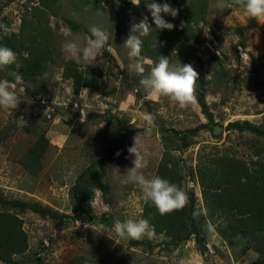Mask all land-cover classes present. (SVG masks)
I'll return each instance as SVG.
<instances>
[{
	"label": "rangeland",
	"instance_id": "obj_1",
	"mask_svg": "<svg viewBox=\"0 0 264 264\" xmlns=\"http://www.w3.org/2000/svg\"><path fill=\"white\" fill-rule=\"evenodd\" d=\"M8 1L0 0V41L13 34L26 37L27 18L51 45L47 70L33 81L17 54V64L0 69V80L13 82L19 73L25 90L15 112L0 109V214L18 216L28 240L27 251L10 264H67L79 257L90 264H254L258 255L251 242L228 235L227 221L205 209L197 169L221 159L248 165L264 160V20L245 17L235 0H207L201 43L170 31L162 41L169 45L170 63L191 64L199 74L198 103L180 108L166 97L149 98L141 75L130 67L135 60L124 43L132 26L148 18L154 30L141 37L143 42L157 31L141 3L56 0L51 9L42 10L38 0ZM217 3L223 4L218 11ZM94 26L112 36L89 68L102 77L96 92L84 88L75 93L73 82L63 78V66L72 59L62 44L73 36L84 41ZM144 67L147 75L153 64ZM146 113L154 117L151 122L144 119ZM215 126L222 128L217 136ZM162 133L191 146L166 155ZM136 135L148 160L146 176L155 175L162 163L177 168L176 182L195 212L196 235L121 240L110 230L116 220L142 216L140 190L123 184L119 175L132 167L134 157L127 150ZM34 162L36 175L30 168ZM99 162L103 168L98 166L97 175L108 187L106 197L87 184L89 169Z\"/></svg>",
	"mask_w": 264,
	"mask_h": 264
},
{
	"label": "trees",
	"instance_id": "obj_2",
	"mask_svg": "<svg viewBox=\"0 0 264 264\" xmlns=\"http://www.w3.org/2000/svg\"><path fill=\"white\" fill-rule=\"evenodd\" d=\"M12 1L9 0L8 3ZM33 1L36 0H28L30 3ZM55 1L38 0V6L42 10H49ZM94 1L98 3V0ZM189 2L191 3L189 4ZM140 3L145 6L147 0H140ZM168 3L177 6L176 9L178 10L176 18L165 17L167 21L174 25L172 29L174 36H182L185 39L201 43L202 29L200 25L205 23L204 14L207 0H168ZM180 5L183 6L181 10L179 9ZM145 8L147 7L145 6ZM33 10L44 13L38 7ZM29 22L27 18H24L23 24L28 26L24 27L26 31H22V33L26 37L13 34L10 37L3 38L0 41V46L11 48L19 56L24 74L28 73L33 81L47 70L51 45L50 40H41L40 31L42 30L38 27L40 31L33 29V27H30ZM70 26L73 31H82L78 27ZM30 29L34 31V34L30 33ZM42 32L44 33V31ZM163 32H165L164 37L162 36ZM169 33L168 30H157L152 38L143 42L142 55L148 59L167 57L169 45L168 43H162V41L167 40ZM24 52L30 53L26 59L22 56ZM101 77L102 73L100 71H93V69L81 71L73 60H69L63 66V78L73 82L75 93L84 88L96 92L98 90V80ZM161 140L166 155L188 149L191 146L190 141L177 140L176 135L162 133ZM39 146H42L41 140ZM36 151V148L30 150L31 153ZM33 166H30V168L33 175H36L37 171H34V168L37 164ZM98 166L103 168L99 162L89 169L88 172L91 174L89 176L90 181L87 184L91 189L99 190L102 196L106 197L108 187L102 184L101 178L97 175ZM88 172L84 173L83 176L87 175ZM177 173L178 170L174 164L168 166V164L162 163L155 175H159L179 186L176 182ZM197 180L202 188V198L207 212L227 221L228 235L232 237L240 236L249 240L253 250L258 255L254 264H264V160L255 161L248 165L235 158L221 159L208 167H199L197 169ZM76 193L78 196L82 194L79 180L76 183ZM81 202H86V199L82 198ZM81 204L85 208L87 202L85 205ZM192 207V205H186L183 209L162 216L154 206L145 203L142 217L150 219V222L155 226L156 235L164 233L173 240H182L193 234L196 235L197 232L198 224ZM86 211L88 213L89 210ZM27 249V234L24 231L21 219L9 212L1 213L0 262L10 264L15 257L23 255ZM67 264L90 263L79 257Z\"/></svg>",
	"mask_w": 264,
	"mask_h": 264
},
{
	"label": "clouds",
	"instance_id": "obj_3",
	"mask_svg": "<svg viewBox=\"0 0 264 264\" xmlns=\"http://www.w3.org/2000/svg\"><path fill=\"white\" fill-rule=\"evenodd\" d=\"M242 14L251 19L264 20V0H235ZM134 5H139L140 0H131ZM150 12L155 30H168L174 28L173 23L165 19L170 16L177 17L178 10L168 2L157 3L156 0H147L145 4ZM215 8H223L222 3H217ZM154 30L149 26L148 18L145 17L138 24H134L130 29V34L124 46L129 50L128 55L134 58L135 62L130 67L141 75L140 85L153 100L162 97L168 98L180 108H187L198 103L196 95L199 74L191 64L172 65L167 57H159L158 63L142 55L143 40L141 37L147 36ZM64 31L71 35V29L65 28ZM111 33L101 27H92L90 35L81 41L73 36L65 39L62 44V51L67 58L75 61L81 71L89 70L97 63L98 57L102 56L103 50L109 47ZM30 53L24 52L22 56L26 59ZM18 57L9 47L0 46V69L17 64ZM145 64H153L147 75L145 74ZM15 80H0V109L13 113L22 102L21 92L25 90L21 87L23 77L15 73ZM144 119L151 122L154 117L151 114H144ZM128 153L134 157L132 167L127 169L123 177V184H131L140 190L143 201L154 206L160 215H167L175 210L183 209L189 202L188 194L177 184L160 177L159 175L146 176L144 169L148 167L145 149L142 139L135 136L133 144L128 148ZM119 155V153H117ZM115 236L121 240H142L152 239L156 236L155 226L150 219L142 216L136 219L116 220L112 228ZM113 240V239H111ZM114 241V240H113Z\"/></svg>",
	"mask_w": 264,
	"mask_h": 264
},
{
	"label": "water",
	"instance_id": "obj_4",
	"mask_svg": "<svg viewBox=\"0 0 264 264\" xmlns=\"http://www.w3.org/2000/svg\"><path fill=\"white\" fill-rule=\"evenodd\" d=\"M221 131H222V128L220 126H215L213 128V135L217 136V135H219L221 133Z\"/></svg>",
	"mask_w": 264,
	"mask_h": 264
}]
</instances>
